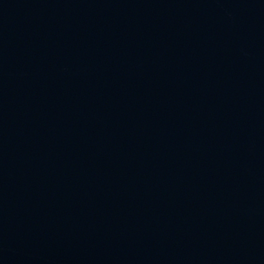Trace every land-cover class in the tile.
Returning a JSON list of instances; mask_svg holds the SVG:
<instances>
[{"label":"water","instance_id":"1","mask_svg":"<svg viewBox=\"0 0 264 264\" xmlns=\"http://www.w3.org/2000/svg\"><path fill=\"white\" fill-rule=\"evenodd\" d=\"M0 264H264V0H0Z\"/></svg>","mask_w":264,"mask_h":264}]
</instances>
